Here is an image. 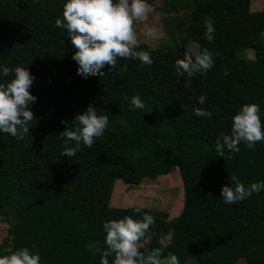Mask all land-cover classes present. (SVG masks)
I'll return each instance as SVG.
<instances>
[{
	"label": "trees",
	"instance_id": "1",
	"mask_svg": "<svg viewBox=\"0 0 264 264\" xmlns=\"http://www.w3.org/2000/svg\"><path fill=\"white\" fill-rule=\"evenodd\" d=\"M66 2L0 0V83L10 82L17 66L28 67L37 98L24 140L0 132V219L10 224L0 255L28 247L41 254V264H100L98 250L107 248L103 224L147 213L156 223L142 252L161 247V238L170 235L167 255L182 234L206 264H264V190L231 205L221 195L230 175L246 187L264 181V143L255 151L244 143L238 153L225 148L223 157L215 150L243 105L259 104L264 122V7L252 12L251 0L167 1V32L178 43H141L135 50L149 51L151 65L119 60L114 71L106 66L105 75L85 79L77 74L67 31L55 26ZM208 16L215 27L212 42L204 38ZM189 42L213 53L215 66L206 74H175ZM246 50L253 58L244 56ZM124 65L127 71H121ZM4 67L13 73L3 76ZM136 95L146 105L142 110L130 103ZM89 105L109 117L107 130L91 148L82 144L74 157L61 156L66 139L60 134ZM194 108L210 111L211 119L196 116ZM173 168L184 190L177 216L109 205L116 180L136 186ZM108 259L111 264L114 257Z\"/></svg>",
	"mask_w": 264,
	"mask_h": 264
},
{
	"label": "clouds",
	"instance_id": "2",
	"mask_svg": "<svg viewBox=\"0 0 264 264\" xmlns=\"http://www.w3.org/2000/svg\"><path fill=\"white\" fill-rule=\"evenodd\" d=\"M152 12L148 0H67L63 16L55 20V26L68 33L75 49L72 59L78 65L77 74L85 79L90 76L101 77L105 75L102 69L109 66V70L114 71L119 60L138 59L145 65L153 63L149 51L135 50L139 45L135 27L138 22H145L146 36L155 37L158 34L155 27L146 24ZM204 27V38L212 42L215 27L211 16L204 18ZM214 66L213 53L207 48L186 51L184 58L175 62V74L183 77L187 74L191 78L197 73L206 74ZM121 71H127V65L122 66ZM2 73L7 77L13 73V69L4 67ZM224 74L229 75L227 69ZM34 80L28 67L17 66L14 78L10 82L0 83V132L21 141L29 135V125L34 120V113L30 110L31 105L37 102L30 91ZM198 99L200 104L206 102L204 95ZM130 103L134 109L146 107L138 95L133 96ZM193 111L198 117H212V113L206 109L194 108ZM61 123L67 125L65 121ZM108 125L109 117L98 115L97 109L89 105L87 111L77 115L60 134L59 137L66 139L61 156L74 157L82 144L91 148L96 139L103 137ZM241 143L253 151L257 143H264V122L257 103L245 104L240 108L232 118L231 133H220L215 150L221 157L225 154V148L230 153H238ZM262 190L264 181L253 182L246 187L237 176L230 175L229 185L223 186L221 190L222 201L231 205ZM155 223L156 218L147 213L140 219L125 216L120 220L105 222L103 229L107 248L98 250L101 253L100 264H110L109 257H114L111 264H180L175 254H164V238L159 241L161 247L147 253L141 251ZM0 264H41V254L23 247L12 251L10 255H0Z\"/></svg>",
	"mask_w": 264,
	"mask_h": 264
},
{
	"label": "rangeland",
	"instance_id": "3",
	"mask_svg": "<svg viewBox=\"0 0 264 264\" xmlns=\"http://www.w3.org/2000/svg\"><path fill=\"white\" fill-rule=\"evenodd\" d=\"M170 0H148V3L153 8V12L149 14L147 26L155 27L158 34L155 37H148L144 34L145 22H138L136 32L139 44L146 43L151 48H156L160 45L173 47L179 39L171 38L167 32V24L171 14L164 10V5ZM264 7V0H251L250 10L259 12ZM197 50L194 42H189L186 46V51ZM244 56L253 58V51L246 50ZM127 168H131L127 163L123 162ZM133 168V167H132ZM134 169V168H133ZM132 169V172H133ZM135 170V169H134ZM184 190L181 178L177 168L167 174L157 177L156 179H143L136 186H128L120 179L116 180L113 186L109 205L113 208L139 207L168 213L169 218L177 216L183 207ZM10 224L0 219V244L8 235ZM149 240L146 237L145 244ZM165 244L168 245L171 241V236L164 238ZM192 246V247H191ZM171 253L175 254L180 264H206L202 252L191 244L182 234H177L174 245L170 249ZM203 260H202V259ZM236 264H246L244 260H239Z\"/></svg>",
	"mask_w": 264,
	"mask_h": 264
}]
</instances>
